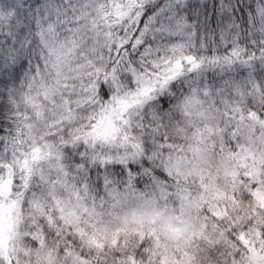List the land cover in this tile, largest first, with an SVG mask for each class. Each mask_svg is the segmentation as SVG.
<instances>
[{"label": "snow or ice", "instance_id": "snow-or-ice-1", "mask_svg": "<svg viewBox=\"0 0 264 264\" xmlns=\"http://www.w3.org/2000/svg\"><path fill=\"white\" fill-rule=\"evenodd\" d=\"M0 264H264V0H0Z\"/></svg>", "mask_w": 264, "mask_h": 264}]
</instances>
